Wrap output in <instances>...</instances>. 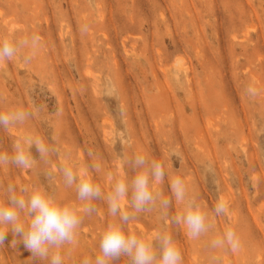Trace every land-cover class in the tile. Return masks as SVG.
<instances>
[{
    "label": "rangeland",
    "instance_id": "rangeland-1",
    "mask_svg": "<svg viewBox=\"0 0 264 264\" xmlns=\"http://www.w3.org/2000/svg\"><path fill=\"white\" fill-rule=\"evenodd\" d=\"M0 11L7 20L0 40L16 47V55L0 63V112L33 113L0 129V152L11 154L13 143L30 135L58 149L41 158L33 147L30 169L0 166V200L6 201L4 189L13 183L18 194L22 187H42L79 209L83 202L74 185L64 184L59 166L89 168L106 197L109 174H136L121 166L117 153L140 152L164 164L165 182L154 191L170 196V178L182 177L211 227L192 239L183 224L169 223L156 209L122 224L126 233L152 239L170 232L183 264H264V0H0ZM33 35L40 40L25 63ZM176 60L184 70L174 69ZM165 64L169 68L161 69ZM95 164L99 172L91 168ZM219 199L229 210L215 216ZM92 204L93 213H81L77 243L61 249L63 264L94 262L100 233L120 222L106 199ZM182 210L173 199L169 215ZM229 228L239 249H213L211 241ZM12 239L9 231L0 264H48L31 260L23 243L11 248Z\"/></svg>",
    "mask_w": 264,
    "mask_h": 264
},
{
    "label": "clouds",
    "instance_id": "clouds-1",
    "mask_svg": "<svg viewBox=\"0 0 264 264\" xmlns=\"http://www.w3.org/2000/svg\"><path fill=\"white\" fill-rule=\"evenodd\" d=\"M32 39L33 52L26 58L25 63L32 59L40 37L33 35ZM15 55L16 47L13 43L7 39L0 40V63L11 60ZM32 116L33 113L29 110L0 112V129L7 130L9 127L22 124ZM12 147L11 154L0 152V166L32 168L36 163L31 151L33 147L41 158L47 157L51 152L58 154L55 144L45 143L40 136H25L14 142ZM88 155L92 157L94 153L89 150ZM174 155H176L174 151L170 152L169 158ZM117 158L121 161L122 167H131L136 170V174L131 179L114 178L109 174L111 190L106 197L101 188L92 181L89 168L76 171L69 163L57 168L64 184L68 187L75 186L77 198L83 202L79 209L57 202L42 187H22L18 194L16 185L8 183L4 189L6 201L0 200V246H4L10 231L13 236L9 245L11 248L23 243L25 249L31 253V260L63 264L61 249L65 245L77 243L78 229L83 219L81 213H93L95 208L92 202L106 199L109 213L113 217L118 216L120 222L107 225L99 236V254L95 256L94 262L85 258L83 264H113V261L121 257H127L129 264H183L182 254L170 232L159 231L152 239H145L136 234L126 233L122 224L135 219L137 214L158 209L169 223L183 224L187 235L192 239H198L211 227L207 213L194 196L188 195L185 181L180 176L170 178L168 182L170 196L154 191L153 185L163 184L167 175L161 161L140 152L132 156L117 153ZM91 168L100 171L99 164L92 165ZM173 199L183 205V210L170 216L169 209L173 206ZM124 205H128L131 211ZM228 210L226 202L219 199L212 211L215 216H220L227 214ZM154 241L158 247L154 246ZM211 247L227 248L235 252L240 247V240L236 232L229 228L221 237L211 241Z\"/></svg>",
    "mask_w": 264,
    "mask_h": 264
},
{
    "label": "bare ground",
    "instance_id": "bare-ground-1",
    "mask_svg": "<svg viewBox=\"0 0 264 264\" xmlns=\"http://www.w3.org/2000/svg\"><path fill=\"white\" fill-rule=\"evenodd\" d=\"M8 1H9V0H8ZM17 3H18V2H17ZM7 4H8V3H7ZM190 4H191V3H190ZM6 6H7V5H6ZM32 6H33V5H32ZM8 8H9V7H8ZM31 9H33V8H31ZM37 9H38V8H37ZM27 11H28V10H27ZM29 11H30V10H29ZM25 12H26V11H25ZM30 13L32 14V12H30ZM0 14H1V11H0ZM3 14H4V13H3ZM28 15H29V14H28ZM32 15H33V14H32ZM0 16H1V15H0ZM46 17H47V16H46ZM83 17H84V16H83ZM15 19H16V17H15ZM43 19H44V18H43ZM83 19H84V18H82V20H83ZM11 20H13V19H11ZM78 20H79V19H78ZM44 21H45V20H44ZM52 22H53V21H52ZM1 23H7V20H6L5 18H1V19H0V24H1ZM8 24H9V23H8ZM12 24H13V23H11L10 25H11L12 28H13V26H16V27L18 26V27H20V24H21V23H18V24H16V25H14V24L12 25ZM82 24H83V23H82ZM10 25H7V26L9 27ZM5 26H6V25H5ZM7 26H6V27H7ZM11 26L9 27V29L12 30ZM21 26L23 27L22 24H21ZM111 26H112V25H111ZM111 26H110V27H111ZM113 26H114V25H113ZM0 27H1V26H0ZM84 28H85V27H84ZM16 29H18V28H16ZM22 29H23V28H22ZM7 30H8V29H7ZM112 30H113V29H112ZM246 30H247V29H246ZM114 31H115V30H114ZM10 32H11V31H10ZM3 33H4V32H3ZM23 33H24V32H23ZM87 33H90V32L88 31ZM244 33H245V32H244ZM104 34H105V33H104ZM115 34H116V33H115ZM245 34H246V33H245ZM105 35H107V34H105ZM9 36H10V33H9ZM3 37H4V36H3ZM125 37H126V36H125ZM72 38H73V37H72ZM123 38H124V37H122V39H123ZM19 39H20V38H19ZM19 39H18V40H19ZM72 40H74V39H72ZM72 40H71V41H72ZM125 40H127V39L125 38ZM121 41H122V40H121ZM74 42H75V40H74ZM44 43H45V42H44ZM121 43H123V41H122ZM124 43H125V42H124ZM150 44H151V43H150ZM151 45H152V44H151ZM123 48H124V47H123ZM126 48H127V47H126ZM126 48H124V49H126ZM131 48H134V47H131ZM152 50H153V49H152ZM124 51H125V50H124ZM196 51H197V50H196ZM156 52H157V51H156ZM28 53H29V55H30L31 52L29 51ZM146 53H147V52H146ZM152 53H153V52H152ZM197 53H198V52H197ZM88 54H89V53H88ZM113 54H114V53H113ZM37 55H38V54H37ZM85 55H87V54H85ZM143 55H144V54H143ZM158 55H159V54H158ZM32 56H33V55H32ZM77 56H78V55H77ZM37 57H39V56H37ZM78 57H79V56H78ZM85 57H86V56H85ZM77 61H78V60H77ZM89 61H90V60H89ZM171 62H172V61H171ZM171 62H170V63H171ZM173 63H174V69H175L176 71H178V70H184V68H182V66H181V64L179 63L178 60L174 61ZM173 63H171V65H173ZM181 63H182V62H181ZM183 65H184V64H183ZM79 66H80V64H79ZM160 66H161V65H160ZM164 66H165V67H164ZM166 66L168 67L169 64H168V65L165 64V65L161 66V67H162L161 69H163V67H164L163 70L167 69ZM86 67H87V66H86ZM170 67H171V66H170ZM187 67H188V66H187ZM159 68H160V67H159ZM168 68H169V67H168ZM186 70H187V68H186L185 71H184L185 73H186ZM188 70H189V69H188ZM168 71H170V73H171V70H168ZM87 73H88V72H87ZM210 73H211V72H210ZM176 74H177V75H176ZM250 74H252V73H250ZM166 75H168V74H166ZM170 75H171V74H170ZM173 75H174V76L176 75V79H178L177 76L179 75V73H177V72L174 73V72H173ZM173 75H172V77H174ZM190 76H191V75H190ZM187 77H188V76H187ZM187 77H186V79H187V82H188V80H189L190 78H189V77L187 78ZM155 78H156V77H155ZM206 78H207V77H206ZM192 81H193V80H192ZM198 81H199V80H198ZM156 85H157V84H156ZM188 86H189V85H188ZM156 88H157V87H156ZM158 88H159V87H158ZM256 93H257V92H256ZM260 94H261V93H260ZM204 98H205V97H204ZM199 106H200V105H199ZM213 108H214V107H213ZM161 112H162V111H161ZM172 112H173V111H172ZM164 113H165V112H164ZM175 113H176V112H175ZM169 114H170V113H169ZM165 115H166V114H165ZM199 115H200V114H199ZM171 116H173V115H171ZM105 131H106V130H105ZM217 131H218V130H217ZM106 133H107V132H106ZM79 155H80V153H79ZM81 155H82V154H81ZM81 155H80V158H82ZM223 199H224V198H223ZM224 200H225V199H224ZM231 201H233V200L231 199ZM232 213H233V212H232ZM252 218H253V217H252ZM255 223H256V222H255ZM129 226H130V225H129ZM138 228H139V227H138ZM145 230H146V228H145ZM130 231H132V230H130ZM144 232H145V231H144ZM141 233H142V232H141ZM146 235H147V234H146ZM146 235H145V236H146ZM147 237H148V236H147ZM196 242H197V241H196ZM192 244H193V243H192ZM253 246H254V245H253ZM260 254H261V253H260ZM219 255H220V254H219ZM223 256H225V257H223V260H224V258H225V260H226V259H227V258H226V255L224 254ZM259 257H260V256H259ZM260 258H261V257H260ZM225 260H224V261H225ZM226 262H228V260H226ZM226 262H224V263L227 264ZM257 264H258V263H257Z\"/></svg>",
    "mask_w": 264,
    "mask_h": 264
}]
</instances>
